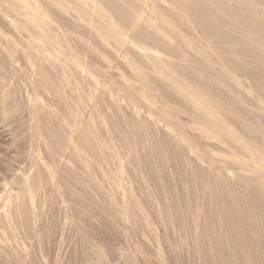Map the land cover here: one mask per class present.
<instances>
[{
	"label": "rangeland",
	"instance_id": "obj_1",
	"mask_svg": "<svg viewBox=\"0 0 264 264\" xmlns=\"http://www.w3.org/2000/svg\"><path fill=\"white\" fill-rule=\"evenodd\" d=\"M3 1L0 264H264V52L232 47L254 74L217 65L215 40L171 24L165 0L129 2L166 44L135 38L101 0H22L26 26ZM262 30L247 43L264 50Z\"/></svg>",
	"mask_w": 264,
	"mask_h": 264
},
{
	"label": "bare ground",
	"instance_id": "obj_2",
	"mask_svg": "<svg viewBox=\"0 0 264 264\" xmlns=\"http://www.w3.org/2000/svg\"><path fill=\"white\" fill-rule=\"evenodd\" d=\"M4 1H6V0H4ZM3 1V2H4ZM58 1V0H57ZM136 1V0H135ZM141 1V0H140ZM168 4H169V7L168 8H166V7H164V10H162L164 13H165V15H164V13H162V11H160V13H162L163 14V17H168V19H170V20H172L171 22H173V23H171V24H174V25H176V24H178V25H180L181 23H183L184 25H186L185 24V22H187V21H191V22H193V24L195 25V27H196V31H198V33L202 36V37H204V38H206V39H214L215 40V43H217L218 44V47L217 46H214L215 48H208L207 49V47H206V49L209 51V49L210 50H213L210 54H211V56L212 57H214V58H216L217 57V59H218V64L217 65H219L220 64V66H221V63H223V64H225V63H228V64H231L232 66H234L237 70L238 69H240V70H251L250 68L251 67H249L248 65H250V64H248V65H241V63H238V60H234V58L232 57V55L233 54H231L233 51L232 50H234L232 47H234V48H240V50L243 52L244 50V52H246L247 53V56H249V54L251 53V55H253V52H254V54H256V52H260L261 53V51L262 52H264V50L262 49V48H260L259 46H256V43L254 44V45H250V44H248L247 42L249 41V39H247V38H253V41L252 42H256V39H257V36H254V31H256V30H258L260 27H263V30H262V32H263V35H264V0H165ZM101 2H103V3H105L106 5H108V7L109 8H112L113 9V11L116 13V15H118L117 17L118 18H120L121 19V22H123L124 24H125V26L126 27H128L129 25H131L132 27L133 26H135V29L133 30L136 34H134V37L136 38V36H137V39H141V38H148V37H152V39L154 40V42L155 43H161L162 42V40L164 39L163 38V35L161 34V32L162 33H164V31H162L161 30V32L159 33V32H157L158 34H160V36L162 37V38H159V37H157V36H155V37H153V36H151V34L149 35V33L152 31L153 32V30H150V28L149 27H147L148 26V24H153L152 22H155L156 21V19H155V21L153 20L152 22H150V20L149 19H147V20H145L144 22H142V20H141V17H142V14H143V11H144V9L142 8L143 6H141V4L140 5H138V4H136V3H130L129 2V0H121V2L119 1V0H101ZM187 2V3H186ZM232 2V3H231ZM68 3V2H67ZM142 3V2H141ZM147 3V2H146ZM151 3V2H150ZM158 3V2H157ZM8 6H10V7H8V8H6V10H4V9H2V10H4V12H6L5 14H9V12L12 14V13H14V15H13V17L15 18V20L17 21V23H19L20 24V26H24L25 25V22L27 21V19L26 18H28L27 17V12L25 11V8H24V4L22 3V0H10V1H8ZM145 4V3H144ZM155 4H156V2H155ZM78 5H79V3H78ZM81 5V4H80ZM153 5H154V3H153ZM83 6V5H82ZM148 6V5H147ZM151 6V5H150ZM157 6V5H156ZM158 6H160L159 4H158ZM0 7L2 8V6L0 5ZM134 8L135 10H137V12L139 13V16H136V18L135 17H133L132 15H131V10L132 9H130V8ZM152 7V6H151ZM150 7V8H151ZM161 7V6H160ZM148 8V7H147ZM159 8V7H158ZM157 8V9H158ZM133 9V10H134ZM151 9H153V8H151ZM10 10V11H9ZM159 10H160V8H159ZM150 11V10H149ZM153 11V10H152ZM158 11V10H157ZM135 13V12H134ZM151 13V12H150ZM150 13H148V14H150ZM159 13V12H158ZM101 14H104V11L101 9V10H99L98 11V15H101ZM155 14V13H154ZM152 15V16H154L155 17V15ZM220 14H222V16H219ZM115 15V16H116ZM105 16V15H104ZM113 16V15H112ZM149 16V15H148ZM159 16H162V15H159ZM158 16V17H159ZM97 18V17H96ZM95 18V19H96ZM101 18V17H100ZM99 18V19H100ZM103 18H105V17H103ZM153 18V17H152ZM152 18H151V20H152ZM161 18V17H160ZM160 18H158V19H160ZM26 19V20H25ZM167 19V18H166ZM115 20V19H114ZM159 21V20H158ZM158 21L156 22V23H158ZM162 21L163 20H161V22H159V23H161V25L163 26V24H162ZM30 22H31V28H28V29H31V31H30V33H31V36L32 37H34V38H36V39H38V38H40V39H44L45 41H47V43H50V44H54L55 42V40L52 38V35L49 37V38H45V37H43L42 35H43V32L42 31H40L39 32V30L37 29V26H38V23L36 22V19H31L30 20ZM97 22V21H96ZM103 22H104V19H103ZM168 21L166 20V23H167ZM106 23V22H105ZM158 23V24H159ZM164 23H165V19H164ZM97 24V23H96ZM100 24V23H99ZM123 24V25H124ZM155 24V23H154ZM157 24V25H158ZM169 25H170V21H169V23H168ZM182 24V25H183ZM189 24V23H188ZM103 25V24H102ZM119 25V24H118ZM147 25V26H146ZM166 24H164V26H165ZM174 25H172V26H174ZM181 25V26H182ZM26 26V25H25ZM180 26V27H181ZM189 26H190V24H189ZM101 26L99 25V28H100ZM103 27V26H102ZM119 27H120V25H119ZM130 27V26H129ZM186 26H184L183 28H185ZM105 28V27H104ZM112 28V27H111ZM121 29H122V27H120ZM151 28H153V26L151 27ZM165 28H166V26H165ZM165 28H163V30H165ZM170 28H171V25H170ZM174 28H176V27H174ZM174 28H171V30L172 29H174ZM177 28H179V26L177 27ZM187 28V27H186ZM185 28V30L184 31H187V30H189V29H186ZM27 29V28H26ZM127 29V28H126ZM159 29V28H158ZM161 29V28H160ZM114 30V29H113ZM150 30V31H149ZM155 30H157V29H155ZM170 30V31H171ZM175 30V29H174ZM179 30V29H178ZM193 30V29H192ZM29 31V30H28ZM104 31V30H103ZM111 31V30H110ZM115 32H116V30H114ZM123 31V30H122ZM121 31V32H122ZM132 31V30H131ZM158 31V30H157ZM160 31V30H159ZM169 31V29H168V32H170ZM113 32V31H112ZM117 32H118V30H117ZM172 32H174V31H172ZM172 32L171 33H169V34H172ZM194 32V31H193ZM124 33H125V31H124ZM126 33H127V31H126ZM191 33V32H190ZM111 34V33H110ZM116 34V33H115ZM119 34H121L120 32H119ZM174 34V33H173ZM181 34V33H180ZM194 34V33H193ZM196 34V33H195ZM122 35V34H121ZM184 35V34H183ZM187 35V33L185 32V35H184V39H185V36ZM192 35V34H191ZM190 35V36H191ZM113 36V35H112ZM118 36V35H117ZM177 36V35H176ZM176 36H175V38H176ZM196 36V35H195ZM54 37V36H53ZM193 37V36H192ZM55 38V37H54ZM174 38V37H173ZM178 38H179V36H178ZM189 38V37H188ZM191 38V37H190ZM195 38V37H194ZM194 38H193V40H194ZM197 38H199L198 37V35H197ZM53 39V40H52ZM152 39H151V43H152ZM165 39H168L167 37H165ZM170 39H171V37H170ZM183 39V40H184ZM141 40H143V39H141ZM176 40H177V38H176ZM198 40H200V38L198 39ZM211 40H210V42H211ZM133 41H136V40H133ZM146 41V40H145ZM161 41V42H160ZM173 41H175V40H173ZM178 41L179 42H181V44H182V41L180 40V39H178ZM190 41V40H189ZM192 41V40H191ZM195 41H196V39H195ZM204 41V40H203ZM202 41V42H203ZM163 42H164V40H163ZM162 42V44H164ZM187 42V41H186ZM185 42V43H186ZM200 42V41H199ZM205 42H207V41H205ZM204 42V43H205ZM251 42V43H252ZM135 43V42H134ZM142 43H144V42H142ZM142 43H140L139 42V44H142ZM170 43H172V42H170ZM184 43V42H183ZM184 43V44H185ZM196 43V42H195ZM194 43V41H193V46H196L197 44H195ZM208 43V42H207ZM206 43V44H207ZM214 43V42H213ZM214 43V44H215ZM166 44V43H165ZM168 44V46L166 47L167 48V50L169 51V52H171V54L173 53V54H175L176 56H177V54L178 53H175L177 50H175L172 46H173V44H175V42L174 43H172V46H169V43H167ZM180 44V45H181ZM195 44V45H194ZM199 44H201V43H199ZM214 44H212V45H214ZM216 44V45H217ZM253 44V43H252ZM151 45H153V44H151ZM157 45V44H156ZM176 45H178L177 43L175 44V47H176ZM188 44L186 43V46H187ZM191 45H192V43H191ZM221 45H223V48H221L222 46ZM54 46H55V44H54ZM181 46H183V45H181ZM189 46V45H188ZM199 46V45H198ZM205 46V45H204ZM207 46V45H206ZM208 46H209V44H208ZM211 46V45H210ZM147 47H149V46H147ZM184 47V46H183ZM192 47V46H191ZM190 47V48H191ZM203 47V45L201 46V47H199L200 49ZM150 48V47H149ZM151 48H154V46L153 47H151ZM160 48V47H159ZM180 49H181V47H179ZM186 48H188V47H186ZM185 48V50H187ZM195 48H197V47H195ZM199 48L197 49V50H199ZM204 48V47H203ZM238 48V49H239ZM157 48H155L154 50H156ZM189 49V48H188ZM194 49V48H193ZM158 50V49H157ZM156 50V51H157ZM185 50H184V52H185ZM192 50V49H191ZM196 50V49H195ZM205 50V49H204ZM237 50V49H236ZM160 50H158V52H159ZM189 51V50H188ZM194 51V50H193ZM206 51V50H205ZM219 51V52H218ZM198 51H195V53H197ZM201 52H203L204 53V51L202 50ZM213 52H215V53H213ZM243 52V53H244ZM56 54H57V51L55 52ZM54 53V54H55ZM162 53V52H161ZM165 53V52H164ZM189 53H191V52H189ZM193 53V52H192ZM208 53V52H207ZM240 53V52H239ZM239 53H236V54H238V55H236V56H239ZM245 53V54H246ZM54 54L52 55V58L54 59V60H56V56H54ZM171 54H170V56H171ZM180 54H182V53H180ZM200 55L202 54V53H199ZM235 54V53H234ZM244 54V55H245ZM261 54H263V53H261ZM260 54V55H261ZM185 55V54H184ZM184 55H183V59H184ZM187 55L188 54H186L185 55V58L187 57ZM204 55V54H203ZM205 55H206V53H205ZM209 55V54H208ZM220 55V56H219ZM244 55H240V57H243ZM179 56V55H178ZM190 56V55H189ZM194 56V55H193ZM197 56V55H196ZM210 56V55H209ZM246 56V57H247ZM259 56V55H258ZM258 56L256 57V58H258ZM263 56V55H262ZM262 56H260L259 58H258V60H256L255 61V68L257 69V68H259V69H261V68H264V56L262 57ZM171 57H173V56H171ZM199 56H197L196 58H198ZM204 58H205V56H203ZM240 57H238V59L240 58ZM262 57V58H261ZM148 58V57H147ZM195 58V57H194ZM193 58V59H194ZM210 58V57H209ZM249 57H247V59H248ZM252 58V57H251ZM250 58V61H253L252 59ZM255 58V56L253 55V59ZM36 59V58H35ZM145 59V58H144ZM150 59V58H149ZM148 59V60H149ZM188 59V58H187ZM202 58H200V62L203 60H201ZM208 59V58H207ZM213 59V58H212ZM243 59V58H242ZM246 59V60H247ZM37 60V59H36ZM54 60H52V63H54ZM143 60V59H142ZM155 60V59H154ZM154 60L152 61V62H154ZM192 60V59H191ZM198 60H199V58H198ZM197 60V61H198ZM210 60V59H209ZM176 61V60H175ZM182 61V60H181ZM187 61V60H186ZM196 61V62H197ZM239 61L240 62H242V64L243 63H245V60H243V61H241L240 59H239ZM248 61V60H247ZM151 62V61H150ZM180 62V61H179ZM188 62V61H187ZM196 62H195V64H196ZM208 61L206 60L205 61V66H207V64L210 62H208ZM160 63V62H159ZM248 62H246V64H247ZM250 63V62H249ZM163 64V63H162ZM174 64V63H173ZM173 64H168V66L170 67H172V66H174ZM176 64H177V61H176ZM179 64V63H178ZM180 64H182V63H180ZM179 64V65H180ZM188 64H189V62H188ZM186 65L185 64V66L187 67H189L190 66V64L189 65ZM199 63L197 62V64L196 65H198ZM210 64V63H209ZM208 64V65H209ZM215 64V63H214ZM251 64H254L253 62L251 63ZM148 65H150V64H148ZM161 64H159V66H160ZM182 65H184V64H182ZM193 65V62H192V64H191V66ZM201 65H203L202 64V62H201ZM211 65V64H210ZM153 66V65H152ZM194 66V65H193ZM192 66V67H193ZM211 66H213V65H211ZM184 67V66H183ZM198 67V69L200 68H202L201 66H197ZM213 67H215V66H213ZM254 67V66H253ZM173 68V67H172ZM179 68V67H178ZM181 68V67H180ZM179 68V69H180ZM207 68V67H206ZM212 68V67H211ZM233 68V67H232ZM255 68H252V69H254L255 70ZM191 69V68H190ZM190 69H189V71H190ZM203 69V68H202ZM202 69H201V71H202ZM217 69V68H216ZM177 70V69H176ZM181 70V69H180ZM183 70H184V68H183ZM186 70H188V68L186 69ZM214 70V69H213ZM253 70V71H254ZM185 71V70H184ZM207 71V70H206ZM205 71V72H206ZM247 71H246V73H247ZM37 72L39 73V75L40 76H45V73L43 72V70H42V68L41 67H38L37 68ZM176 72V71H175ZM199 72V71H198ZM198 72H196L193 68L191 69V71L190 72H187L188 73V75H189V73H192V74H196V73H198ZM233 72V71H232ZM251 72H252V70H251ZM250 72V73H251ZM178 73V72H177ZM207 73H209V72H207ZM215 73H217V71H215ZM219 73H221L220 71H219ZM242 73H245V72H242ZM253 74L255 73V72H252ZM251 73V74H252ZM256 73H257V70H256ZM181 74H182V71H181ZM200 74V73H199ZM203 74H204V72H203ZM218 74V73H217ZM250 74V75H251ZM252 74V75H253ZM257 74H259V73H257ZM262 74V73H261ZM261 74H259V75H261ZM209 75H210V73H209ZM209 75H207V76H209ZM212 75V74H211ZM210 75V76H211ZM263 75V74H262ZM183 76H184V73H183ZM196 76V75H195ZM200 76H201V74H200ZM199 76V77H200ZM206 76V75H205ZM223 76V75H222ZM185 77V76H184ZM192 77V76H191ZM202 77H204V76H201V78ZM215 76H212V78L211 79H213ZM217 77V76H216ZM246 77V76H245ZM257 76H255V78H256ZM260 77V76H259ZM258 77V78H259ZM263 78H264V76H262ZM261 77V78H262ZM190 78V77H189ZM209 78V77H208ZM247 78V77H246ZM253 78H254V75H253ZM260 78V79H261ZM191 79V78H190ZM196 79H197V76H196ZM199 79V78H198ZM215 79V78H214ZM225 78H222L221 79V83H222V80H224ZM193 80V79H192ZM203 80L204 79H202V84H203ZM207 80V79H206ZM217 80V79H216ZM172 81V80H171ZM170 81V82H171ZM194 81V80H193ZM199 81L201 82V79H199ZM212 81V80H211ZM215 80H213V82H214ZM262 81V80H261ZM261 81L259 82V83H261ZM177 82V81H176ZM216 82V81H215ZM188 83V82H187ZM235 83V82H234ZM239 83H241L240 81H239ZM169 84V87H171V88H174L175 90H177L178 92H179V90L181 89V86H179L180 88H178L173 82L172 83H168ZM182 84V83H181ZM185 84H186V82H185ZM201 84V85H202ZM216 84V83H215ZM219 84V86H220V83H218ZM199 84H197L196 86H198ZM235 85H237V84H235ZM186 86V85H185ZM205 86V85H204ZM208 86V85H207ZM215 86V85H214ZM260 86H261V84H260ZM202 87V86H201ZM206 87V86H205ZM234 87V86H233ZM236 87V86H235ZM237 87H239V86H237ZM200 88V87H199ZM219 88V87H218ZM183 89V88H182ZM180 90V91H183V90ZM191 89V88H190ZM195 89V88H194ZM208 89V88H207ZM212 89V88H211ZM215 89V88H214ZM193 90V89H192ZM217 90V89H216ZM170 91V90H169ZM195 91V90H194ZM172 92V91H171ZM192 92V91H191ZM205 93V95H206V92H204ZM209 93H211V91H209ZM217 93V92H216ZM199 94V93H198ZM219 94V93H218ZM186 98H185V101L186 100H188L189 101V103H192V105H193V103H195L196 101L197 102H199L198 101V99L196 98H194L193 97V95H192V99L190 100L189 98H188V95H189V93L188 94H183ZM196 95H197V92H196ZM200 95V94H199ZM207 96V95H206ZM197 97V96H196ZM200 97V96H199ZM214 97V96H213ZM202 98V97H201ZM201 98H199V100L201 99ZM209 98H210V95H209ZM215 98V97H214ZM223 98V97H222ZM221 98V99H222ZM217 99H218V95H217ZM184 100V99H183ZM203 100H205V99H203ZM202 100V101H203ZM210 100V102H211V100H213L212 98L211 99H209ZM208 100V101H209ZM219 100V99H218ZM223 100V99H222ZM184 101V102H185ZM188 101H186V102H188ZM205 101H207V100H205ZM200 102H201V100H200ZM213 102H211V104H212ZM199 104V103H198ZM198 106V105H197ZM124 141V140H123ZM139 141H141V140H139ZM124 143H126L125 141H124ZM141 143V142H140ZM138 144V145H141V144ZM138 148H139V146H138ZM219 210V208L217 209V211Z\"/></svg>",
	"mask_w": 264,
	"mask_h": 264
}]
</instances>
